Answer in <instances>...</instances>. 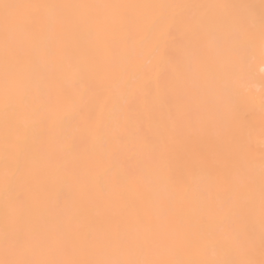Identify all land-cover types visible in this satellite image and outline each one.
Here are the masks:
<instances>
[{
  "label": "bare ground",
  "instance_id": "obj_1",
  "mask_svg": "<svg viewBox=\"0 0 264 264\" xmlns=\"http://www.w3.org/2000/svg\"><path fill=\"white\" fill-rule=\"evenodd\" d=\"M0 264H264V0H0Z\"/></svg>",
  "mask_w": 264,
  "mask_h": 264
}]
</instances>
